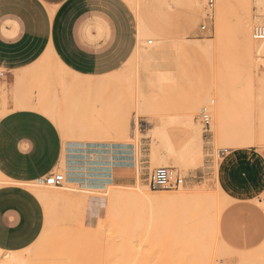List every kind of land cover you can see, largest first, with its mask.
Returning <instances> with one entry per match:
<instances>
[{"label": "rangeland", "instance_id": "1", "mask_svg": "<svg viewBox=\"0 0 264 264\" xmlns=\"http://www.w3.org/2000/svg\"><path fill=\"white\" fill-rule=\"evenodd\" d=\"M122 1L132 11L136 30L139 20L153 23L157 26L155 34L159 36H147L137 48L135 45L131 56L119 70L98 78L79 79L66 72L60 73L59 69L48 61L51 73L47 72V76L45 75L48 85L40 103L57 112V120L48 117L60 132L62 154L65 141L129 145L126 151L133 158L132 165L114 168L111 182L116 185L115 188L119 185L125 192H137L138 186L141 191L149 189L150 175L155 169L164 167L161 164L166 161L170 163L168 168L175 169L184 178L183 185L176 190L151 191L159 197L175 195L179 191L185 192L187 196L177 202L151 201L152 205H148L150 210L145 207V203L139 206L140 202L136 205L131 201L134 203L132 205L131 202L129 204L122 200V205L117 204L115 207V216L123 214L120 222L116 216V222H119L117 225L127 221L125 217L128 215L125 214L129 207L130 211L133 207L135 212L128 213L134 215L137 212L144 218L143 220L140 216L142 220L139 221L143 223L138 224L140 222L136 220L139 217L135 214L136 219L133 222L138 223L129 226L131 233H124L125 238L123 235L121 237L123 233L118 235V238L115 229L113 231L107 220L106 208L107 202H110L107 201L106 195H87V200L94 201L93 208L87 201L85 205L74 197L69 200L37 198L45 215L40 236L23 250H0V264L7 261L10 264H171L170 261L172 264H188L192 260L193 264H264V244L252 251L235 252L222 242L218 222L229 201L217 184L220 153L250 148L264 151V142L256 138L246 145L225 146L214 141L213 134L200 120L206 108L210 117L209 127L211 126L212 108L217 104V96L222 94L230 126L241 128L243 131L255 130L259 109H264V82L260 81L263 67L259 62L254 64L259 57L253 55L252 59H248L240 54L239 50L233 51L232 49L236 48L233 42L234 45L228 43V49L221 53L214 52L203 59H186L181 51L183 45L207 44L214 40V15L208 31L201 33L199 30L204 19L205 0H197L198 18L191 30H184V20L188 15L191 0H136V10L139 14L135 8V12L132 10L126 0ZM228 1L234 4V9L228 15V24L233 27L243 15L244 7L242 9L241 6L235 5V0ZM258 12L260 10L256 9L250 0V15L255 16ZM255 24L252 23L251 27ZM230 26L228 29H232ZM137 39L136 35V44ZM138 51L139 59L134 54ZM56 76L63 77L68 84L66 89L60 88ZM76 79H79L78 83L83 84L82 87H79V84L73 86L77 82ZM4 113L3 110L0 111V118ZM183 115L193 116L201 128V158L192 162L184 161L185 154L182 161L180 155L184 141L182 126L178 122ZM156 126L166 128L170 138L166 140L157 137ZM61 165L59 163L54 173L63 174L64 167ZM34 182L37 184L35 188L49 191L48 187ZM7 184L11 182L3 180L0 176V187ZM59 191L63 192L62 189ZM123 204L127 209H124ZM260 206L264 208V204ZM129 215L132 221L135 215ZM158 215L161 216L160 220ZM206 219L210 220L209 225ZM157 222L159 224H156ZM210 223H214L213 229L208 228L211 227ZM202 224L204 226H201ZM127 225H130V222ZM153 232L157 233L158 237L151 236ZM108 236H112V239L113 236L114 239L117 237L118 239L114 240L116 242L129 240L131 248H121L117 252L114 249V252L110 243L113 240L109 241ZM128 236H131V241ZM116 255L122 256L119 260L123 259L124 262L116 261L119 258ZM188 256L195 258H189L187 261ZM115 257L118 258L114 260Z\"/></svg>", "mask_w": 264, "mask_h": 264}, {"label": "crops", "instance_id": "2", "mask_svg": "<svg viewBox=\"0 0 264 264\" xmlns=\"http://www.w3.org/2000/svg\"><path fill=\"white\" fill-rule=\"evenodd\" d=\"M131 12L122 0H0L3 180L34 182L59 167L62 141L57 126L20 95L32 82L33 71L48 66L51 58L66 73L79 76L98 78L119 70L136 45ZM66 148L84 149L64 142L63 153ZM102 157L93 156L98 164ZM219 159L217 184L229 201L219 218V236L235 252L255 250L264 244V151L235 149L220 153ZM111 166L110 180L118 167ZM87 202L94 207L93 200ZM44 222L43 206L33 193L16 184L0 187V250L29 247Z\"/></svg>", "mask_w": 264, "mask_h": 264}, {"label": "bare ground", "instance_id": "3", "mask_svg": "<svg viewBox=\"0 0 264 264\" xmlns=\"http://www.w3.org/2000/svg\"><path fill=\"white\" fill-rule=\"evenodd\" d=\"M126 1L129 4V6L132 8V10H133V8H135V10H136V5H137L136 0H126ZM235 2H236L235 5L241 6L242 9L244 7V9H243L244 13H242L243 15L238 18V20L236 21L234 26L232 25L233 27H231L230 24H228V18H229L228 15L234 9L233 8L234 4L229 2L228 0L227 1L226 0H217V4L215 5V8L213 10L214 29H215L214 40L207 43V44H195V45H189V46L183 45L181 48V51L187 60H191V59L196 60L197 58L203 59L204 57L212 55L214 52L215 53H219V52L221 53L223 51H226V49H228L227 46H230L231 43L235 42L236 45H234V43H233V45L236 46V48L232 49L233 51L237 52V50H239L241 52L240 54L245 55L248 59H252L251 57L253 55L259 57V58H256V61L254 62V64L257 65L258 62L262 64L263 75H261L260 81L264 82V41H261V42L255 41L252 38V34H251L252 23L258 24V23L264 22V0H252L256 9L260 10V12H258V14L255 16H251L249 13L250 0H235ZM188 8H189L188 15L184 20V30H191L195 27L196 20L198 18L199 2L197 0H191ZM135 10H133V11L135 12ZM136 12H137V10H136ZM137 13H135V14H137ZM138 14H137V16H138ZM250 16H251V18H250ZM251 20H253L252 23H251ZM139 21H140L139 25L137 26L138 27L137 28L138 39H137L136 48H137L138 44L142 43L147 38V36H150L152 38L159 36L158 34L157 35L155 34L156 33L155 31L157 30V26L155 24L142 22L141 20H139ZM229 26L232 29H230V28L228 29ZM97 27H98V25H97ZM233 40H235V41H233ZM147 41H148V43H151L150 40H147ZM228 43H230V44L228 45ZM230 48H232V47H229V49ZM134 54L137 55V58L139 59L140 52L138 51V52H135ZM208 59H209V57H208ZM49 61H51L54 64V66H56L59 69L60 73L66 72L64 70L63 66L58 61H56L52 58ZM259 70H260V68H259ZM47 72H50V70L46 64L41 65L38 70L33 71L32 82L30 84L24 86V89H23V91H21L20 95L23 99L29 100L32 103V105L37 107L43 114L49 116L52 120L55 121L58 119L57 118V112L54 111L52 108H48L45 105H41V103H40V101L43 98V95L45 93V88H47V85H48L47 79L45 77ZM71 74L73 76H75L76 78H79V77L91 78V77L79 76L78 74H75V73H71ZM56 77H58L57 81H58V85L60 86V88L62 90L66 89L65 87L68 84L65 83V81L63 80V77H61V76H56ZM79 79L75 80L77 82H75V85H73V86L76 87V85L79 84V87H82L81 85H83V84H80L81 82L78 83ZM82 80H85V79H82ZM53 101H55V100L53 99ZM226 109L227 108L225 105V98L223 97L222 94L221 95L219 94L217 96V104L212 108V112H213L212 113L213 115H211L213 118L212 123H211V126L208 127L209 132H211L213 134L214 141H218L225 146H231V147L232 146H239V145L242 146L243 144L246 145V144L251 143L254 140H256V138L258 140H260V142H264V109H262V108L259 109L258 116H257V124H256V127L254 128L255 130H247V131H245V130L243 131V129L240 130L241 128L238 129V128L230 126L228 119H227V110ZM206 111H208V110H206ZM87 115H89V114H87ZM101 117H100V119H101ZM180 118H181V121L180 122L177 121V122L182 126V138L184 141L183 149H182V152L180 153L181 159L183 161V155L185 154L186 155L184 158L185 162H189V161L192 162L194 159L199 160L201 158V154H202L201 153L202 137H201V128L199 127V123L191 115H183V116H180ZM173 119H177V118H173ZM102 120H104V119H102ZM200 120L202 121V119H200ZM255 133H257V134H255ZM155 135H157V137H162V139L164 138L166 140H168L170 138V133L168 132V130L166 128H164L162 126H156ZM65 142H67V141H65ZM70 145L74 146V147L83 145L84 149H73L72 148V150H69L66 148L64 153L61 155L59 163H60V165L61 164L63 165V166L61 165L62 167H64V172H63V175H64L63 186L64 187L63 188L62 187H57V188L56 187H48L49 191H43L41 189L35 188V187H37V184L35 182H23V183H18V182L13 183L12 182L11 184H16V185L24 187L25 189L29 190L31 193H33L39 199L62 198V199L69 200V199L74 197V198L79 199L80 202H82L85 205H86V201H87V195H93V196L96 194L103 195V196L106 195L108 197V200L107 199H105V200L110 202V203L107 202V204H108V208H106V209H108V211L106 210L107 211V220L110 223V226L112 227L113 231L115 229V233L117 234V236L120 235L121 233H123V234H121V237H122V235L124 236V233L126 235H129V233H131V228L129 226H131V225L134 226L135 224L138 223V222L137 223L133 222V220L136 219L135 214H138V213L136 212L134 214L135 216L132 215V213H128L131 211H133V213L135 212L133 207H132L131 211H130V207H129V210H126V211H128L127 214H125L126 216L127 215L128 216L125 217V215H124V217L127 219V221L129 220L130 225H127L129 222L127 223V221L125 219L124 220L126 221V223L124 221V224H121V223L118 225L116 224L120 220L121 215H123V214H119V212H117L120 217L116 215L117 219H118V221L116 222L117 219L115 216V214H116V212H115L116 208L115 207L118 206L117 204L122 205V203H120L122 200L127 201L129 204L131 201H133L134 203H136V205L140 202L139 206L140 205L143 206V204L145 203V207L147 208L149 203H151V205H152L151 201H154V200H156V203L158 201L159 202H163V201L164 202H166V201H176L177 202L178 200L180 201L181 198L185 199V196H187V194L185 192L179 191L175 195H170V196L169 195L168 196H162L161 195L162 197H159L157 195H154L153 191H151L147 188L145 191H141L139 186L137 187V190H138L137 192H125V191H123V189H120L119 185L117 186V188H115L116 185H113V183L110 180V176H111L110 170L112 168L111 165H114V166L120 165L118 167H128V166L132 165L131 161L133 158L126 151V149L129 148V145H119L118 144V145L111 146V145H108L105 143H84L81 145H79L78 143H70ZM80 150L83 151L85 154L84 155L74 154L76 151H80ZM130 152H132V151H130ZM95 154H102V156H103L102 157L103 158L102 164H98L96 162L95 158H93V156H95ZM169 164L170 163L163 161L161 165H163L164 167H168ZM118 187H119V189H118ZM60 189H62L63 192H60L59 191ZM134 189H128V190L130 191V190H134ZM53 190H56V191H53ZM101 193H103V194H101ZM186 199H187V197H186ZM123 203L125 204V202H123ZM134 203L131 202L132 205H134ZM141 203H143V204H141ZM124 204H123V206H125ZM106 206L107 205H105V207ZM120 208H118L117 210L120 211ZM149 208H151V207H148V209ZM121 209L124 210L127 208L125 206L124 209L123 208H121ZM160 209H158V210H160ZM151 210L155 211L154 209H151ZM158 210H156V211H158ZM122 213H123V211H122ZM129 214H131V216H134L132 221H131V217ZM140 216L142 217V215H140ZM140 216L138 214L137 218L138 217L139 218L136 221H139V219H141ZM161 216H162V214H161ZM161 216H159V218H158L159 220H160ZM128 217H130V218H128ZM96 218H98V217L96 216ZM142 219L144 220L143 217H142ZM98 220H100V219H98ZM209 221L210 220H207L208 225H209V223H208ZM139 222L140 223H138V224L143 223V221H139ZM202 222L206 223L203 220H202ZM156 224H159V223L157 222ZM213 224H211V227L212 226L214 227ZM201 226H204V224H202ZM205 227H204V229H205ZM211 227H208V228L213 229V227L212 228ZM127 229H128V231H127ZM129 229H130V231H129ZM120 230H122V232ZM208 231L210 232V230H208ZM212 231L213 230H211V232ZM153 233L151 236L157 235V233L156 234H155V232H153ZM194 235H192V236H194ZM209 235H211V234H209ZM128 237L130 239L131 236H128ZM128 237H126V238H128ZM146 237H148V236H146ZM156 237H158V236H156ZM170 237H171V235H170ZM188 237L189 236H187V238ZM118 238H120V237L118 236ZM118 238L115 237V239H118ZM123 238H125V236ZM173 238H174V236H173ZM111 239H112V236L109 237V241H111ZM115 239L113 236V239H112L113 241L110 242L113 245V246L112 245L111 246L113 247L114 252H115V250L117 252V250H120L121 248L122 249H124V248L127 249V247L131 248L129 240L128 241L119 240L121 242H119V241L116 242V241H114ZM188 240H189V238H188ZM130 241H131V239H130ZM116 256L119 257V255H116ZM118 257H115L114 260H116ZM121 257L122 256H120L116 261H119V262L122 261V263H123L124 262L123 259L119 260V259H121ZM181 258L184 259L183 257H181ZM189 258L190 257L188 256V258H186V260L188 259L187 261H189L192 258V256L190 259ZM194 258H192V259H194ZM256 262H257V260L255 261V263ZM170 263L172 264V261H170ZM189 263L193 264L194 262L192 260V262H189ZM3 264H10V262L7 261ZM123 264H126V263L124 262ZM127 264H130V263H127Z\"/></svg>", "mask_w": 264, "mask_h": 264}, {"label": "built area", "instance_id": "4", "mask_svg": "<svg viewBox=\"0 0 264 264\" xmlns=\"http://www.w3.org/2000/svg\"><path fill=\"white\" fill-rule=\"evenodd\" d=\"M216 0H205L204 19L199 30L201 33L208 31L210 23L213 21V10ZM252 38L255 41H264V22L255 24L252 27ZM202 121L205 128L209 127L210 118L206 110L202 113ZM37 183L46 187H61L64 183V175L60 173H48L36 180ZM184 178L173 168L160 167L155 169L149 177L148 187L150 190H176L183 185Z\"/></svg>", "mask_w": 264, "mask_h": 264}]
</instances>
